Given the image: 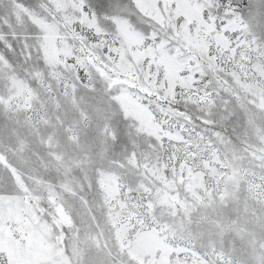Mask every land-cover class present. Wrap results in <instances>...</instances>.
Masks as SVG:
<instances>
[{"label": "snow or ice", "instance_id": "1", "mask_svg": "<svg viewBox=\"0 0 264 264\" xmlns=\"http://www.w3.org/2000/svg\"><path fill=\"white\" fill-rule=\"evenodd\" d=\"M0 264H264V0H0Z\"/></svg>", "mask_w": 264, "mask_h": 264}]
</instances>
